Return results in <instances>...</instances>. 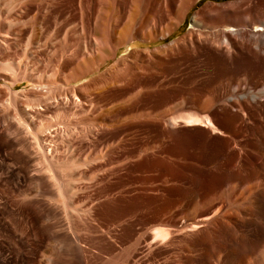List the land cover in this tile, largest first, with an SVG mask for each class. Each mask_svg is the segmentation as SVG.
<instances>
[{
	"label": "rangeland",
	"instance_id": "374dc122",
	"mask_svg": "<svg viewBox=\"0 0 264 264\" xmlns=\"http://www.w3.org/2000/svg\"><path fill=\"white\" fill-rule=\"evenodd\" d=\"M13 1L16 0H0L3 10L0 20L2 18L1 21L4 22L12 21L15 32H19L11 37L14 40L9 39L3 60H0L4 65L0 74V85L3 88L16 93L33 88L43 92L59 88L62 93L67 86L64 87L58 78L68 75L70 71L59 68L62 64L60 59L66 60L67 66L72 60L95 59L100 63L98 71L79 81L83 83L113 64V60L102 62L98 54L91 59L88 55L90 48L83 47V41L87 38L86 19L82 22L84 25L61 20L55 24L52 17L46 14L47 28H43V35L39 37L36 35V10L30 13L16 11L21 10L26 1L38 3L40 0H20V8L9 11L6 6L13 4ZM232 1L236 0H199L188 10L184 21L169 37L158 40L150 47L170 44L187 33L194 12L203 5ZM108 8L109 11L107 8L105 11L111 12V8ZM95 9L98 10L99 6ZM177 21L179 20L176 17L175 23ZM39 27L41 26L37 30ZM215 30L211 29L213 32ZM7 32L10 29L5 28L3 34ZM146 46L148 44L141 42L129 43L119 49L116 58L125 55L129 50ZM60 53L64 54V58H61ZM130 63L127 62L125 67L130 65L128 69L133 68ZM139 64L136 71L131 69L136 72L132 73L136 77L131 74L130 79L127 77L128 82H120L121 84L114 85L115 88L111 86L105 92L112 99L110 105L113 102L118 103V107H115L119 108V112L125 109L122 107L131 109V112L128 110V121H123V116L119 113L122 116H119L120 127L117 124L116 127L103 130L91 138L85 130L90 121L85 119L84 114L62 107L31 113L28 123L43 127L44 134L42 138L45 154L42 155L43 159H37V156L36 161L34 160V164L38 161L43 163L38 162L35 165V169L40 170L37 173L49 176L52 172L51 175L60 178L64 187L67 185L66 188L69 187L78 194H75L73 204L70 203L72 206H69L74 211L65 207L66 211L58 199L50 197V203L59 212L61 220L58 230H67L68 234H75L74 237L78 235L75 241H79H74L73 247L75 250L87 249L84 253L79 250L83 264L85 261L87 264H105L110 261L107 260L110 256V252H107L109 248L113 253L122 255L124 250L134 248L133 244L140 249L137 250V254H140H136L127 264H141V261L143 264H264V112L253 104L249 96L244 95L246 83L263 73L264 63L248 56L226 60L200 51L173 60H163L158 64L151 60H141ZM25 73H32L41 80H49V83L29 82ZM75 84L76 82H69V85ZM111 94L118 98L117 101ZM2 95L1 93V102L5 98ZM35 97L23 95L18 102L20 100L22 104ZM106 97L104 103L107 102ZM7 110L9 117L11 114L10 121L18 119L20 122L17 111L14 112L11 107ZM16 120L12 123L22 128V131L24 126ZM78 122L80 126L76 124ZM66 123L77 126L72 127L67 138L61 133ZM24 130L23 134L32 131V128L27 126ZM55 132L63 136L57 142L59 152L55 155L56 158L50 151L48 141L51 139L49 136ZM27 138L35 154L34 141L30 136ZM69 138L72 140L68 141ZM71 144L74 153L69 148ZM46 156L49 159L54 158L49 160ZM44 160H48V164L55 160L59 167L52 161L50 171L53 170L47 173L42 166ZM97 165L105 170V173L100 168L98 171L104 177L99 174L101 179L97 178L100 180L89 179ZM83 172L86 175L80 176ZM48 181L51 184L49 179ZM35 193L36 190L29 191L28 196L32 197ZM80 215L81 218L85 215L84 220L89 216L92 219L89 217L87 221H83V218L79 219ZM79 220L84 223L91 221L88 227L93 230L97 225L96 233L99 236V232L105 234L104 238H107L110 245H106V239L103 241L101 237L98 238L92 229ZM69 222L75 233L72 229L71 233L68 230ZM142 234L145 235V240L143 237L141 240ZM89 236H94L92 239L96 241L95 245L93 240L89 242ZM81 237L84 242L91 244H88L90 247ZM95 238L100 239L98 243ZM137 238L140 239L139 242ZM135 241L139 244L133 243ZM97 244L106 254L102 255ZM58 246L57 243L49 241L45 248L39 250L40 257L36 264H74L72 259H66L68 257L60 254ZM85 255L88 257L85 258ZM100 257L103 258L99 259ZM88 258L91 260L88 261ZM108 264L115 263L110 261Z\"/></svg>",
	"mask_w": 264,
	"mask_h": 264
},
{
	"label": "bare ground",
	"instance_id": "6f19581e",
	"mask_svg": "<svg viewBox=\"0 0 264 264\" xmlns=\"http://www.w3.org/2000/svg\"><path fill=\"white\" fill-rule=\"evenodd\" d=\"M198 1L199 0H40L38 3L26 1L24 6H22L21 2L22 9L16 12L25 11L30 13L33 10H36V35H38L39 37L43 35V28H47V18L45 16L46 14H49V17H52V20L53 22H55V24L59 22L58 20H61L65 23H81V25H84V23L82 24V22L84 19H86L87 38L83 41V47H87L88 49L90 48V50H88V53L90 54L88 55L92 57L91 59H94V57H96V54H98L101 57L102 62L104 60H113L114 62L105 71L99 72L96 76H93L88 81L83 83L79 81L85 76L98 71V69L100 68V63L96 62L95 59L72 60V62H69L67 66L66 60L60 59V61L62 60V64L59 68L64 70L67 68L70 71L68 75H63L62 77L58 78V81L64 87L67 86V88L62 93L59 88H53L48 90L47 92H43L39 89L33 88L31 90L16 93L12 92L8 88H3L0 85V94L2 93L5 96L4 100L2 102L0 101V264H36L37 260L39 259L38 257H40L39 250H41V248H43L49 241L57 243L59 245L58 249L60 254H62L64 257H68L66 259H72L74 261V264H83V259L80 258L82 254L80 253L82 252V250V253L87 250L86 249L84 251L85 248L81 249L79 247L81 249V252H79L80 249H74L73 242L75 241V239H78L76 238L78 235L74 237L73 235L75 234H68L67 230L66 232H61L58 230L59 226L61 227V220L59 217V212L56 210L54 205L50 203V200L52 199H50V197H54L55 200L58 199L61 202L62 206L64 208L68 207V210L70 211L71 209H69V206H72V200L73 198H75V194L77 193H75L74 190V192H72L69 187L66 188V184V187H64L60 183V178L58 179L57 177L55 178L53 174L51 175V171L53 170L51 169L50 171V168L53 166L51 163L55 160L49 161V164L47 162L48 160L46 162L44 160V165H42L44 166L43 170L45 172H51L49 173V176H44V173L43 175L38 174L40 170L37 171L35 169V165H38L39 161L37 162V164H34V160L37 158V156L39 157L37 159H40V157L42 158V155L45 154L43 153L45 151L43 140L44 138H42L44 137L42 136L44 134H42L43 127L36 126L32 122L28 123L29 118L31 117V113H38L46 111L47 109L62 107L84 114V117H86L85 119L90 121V123L87 124L85 130H87L86 132L89 134V136H91V138H93L103 130H106L108 128L110 129V127L114 128L115 125L120 123L119 116H123V121L129 120V113L131 112V109H128L130 111L129 112L126 109L128 107H122L125 109H122L123 112L120 109L121 111L119 112V108H117L118 103L116 102L117 104H115V102H113V104L110 105L112 99L108 98L110 94H107L108 92L105 94V92L107 89H110L109 87L114 86L116 84L119 85L120 82H122V84L123 82L126 83L125 80H127L128 78L130 79L129 75H131L132 73H136L135 71L137 70V68H139V62L141 60H151L155 62V64H158L161 63L163 60H173L185 54L205 51L207 53L220 56L226 60H236L240 56H248L250 58H253L254 60H260V62L264 63V0H236L221 4H215L212 2L207 3L194 12L191 19V27L187 31V33H185L183 36H181L170 44H166L164 46L150 47L151 44L157 42L158 40H162L169 37L175 31V29L178 28L180 24L184 21L185 17L187 16L188 10L191 7L195 6ZM19 2L20 0L13 1V4H8L9 6H6V8L8 7L7 9L9 11H15V9L17 10L20 8L18 6ZM97 6H99L98 10L95 9ZM108 7L111 8V12H107L109 11ZM101 8H104V10L101 11ZM105 8H107V11H105ZM2 11L3 10L1 2L0 14L2 13ZM66 16L68 17L66 18ZM176 17L179 21L175 23ZM1 20L0 60H3L4 53L9 44V39L12 36H16L19 32H15L14 23L12 21L5 20L6 22H4ZM38 26H41L39 27V30H37ZM5 28L10 29V32L3 34ZM211 29L216 30L213 32L211 31ZM138 42L148 44V46L144 48H134L132 50H129V52H127L125 55L116 58L117 53L122 46H125L129 43ZM72 55H70L69 53V56ZM63 56L64 54H62L61 58H64ZM127 62H131L133 68L128 69L130 65H128V68L125 67V64ZM3 68L4 65L2 62H0V74ZM131 69H134L135 71ZM25 74L26 79L29 82L39 84L49 83V80H41L40 78L35 77L32 73ZM133 75L134 74H132V76ZM1 77L2 76L0 75V80ZM135 77H133V79ZM21 78L24 79L25 77ZM69 82H76V84L69 85ZM246 85L247 89L245 87L243 88L246 89L244 95L249 96L253 104L259 107L261 111L264 112V90L262 88L264 87V71L257 78L250 79V81H248ZM23 95H30L36 97L33 100H23L24 103L21 104V101L19 100L18 102V99H21V96ZM112 95L113 94H111V97L113 98L114 96ZM104 97L107 98V102H109L108 105L107 102H105L106 104L104 103ZM116 99L118 98L114 97L115 101H117ZM21 105H24L25 107ZM239 106L241 105L239 104ZM9 107L13 108L14 112L17 111L19 113H17V115L19 116L20 122L18 121V119L14 120L18 121V124H20L21 126H24V129L25 127L27 128V126L30 127V129L32 128V131H27L26 133H24V135L23 132H25V130L23 129L22 132V128L20 129L18 125H14L12 123V121L14 120L10 121L11 114L9 117V114L7 113V108ZM23 109H26V111ZM119 113L121 115H119ZM15 116L16 115H14V117ZM26 123L28 124L26 125ZM127 123L126 125L130 124V122L128 124ZM76 124L79 125V122ZM76 124L73 125L70 123H66L65 129L61 131L62 135L66 136V138L67 136L69 137V133L72 130V127L74 126L75 128ZM117 126L120 127L119 124ZM59 132H55L54 134L52 133V135L49 136L51 139L48 140L50 143V151L52 155L54 154V157L57 152H59L57 150L59 149L57 146V142L59 141L60 137H63ZM26 135L30 136V138L33 139V148H35L36 155L31 150V143L29 142L27 138L28 136L26 137ZM70 138L68 141L72 140ZM80 147H82V145ZM69 148H71V152L73 151L74 153L72 144L69 146ZM47 155L49 156L48 153ZM54 157H50V159H53ZM85 161L86 160L84 159V163ZM72 162L71 164H73ZM76 162L77 161L75 160V163ZM55 164H57L56 161ZM59 164H61V162H59ZM74 165H71V167ZM55 167L56 165L53 168ZM99 168L100 165H97L94 170V174L92 175V178L89 179H96L97 177H99ZM101 169L102 168H100V170ZM111 171H113L112 168ZM102 172L105 173V170H103ZM84 174L85 173L83 172V174L80 176H84ZM100 175L102 178L104 177L102 176L103 174ZM48 179L51 181V184ZM33 190H36V193L34 194V196L29 197L28 192H32ZM65 209L67 211V208ZM89 209H91V207ZM86 210H88V208ZM85 213H81V215ZM88 213L90 215V212ZM81 215L79 219L83 218V221H85L86 219L88 220V218L90 217L89 216L84 220L85 215H83L82 218ZM53 220L55 221L53 222ZM82 220H79V222ZM83 223L81 224H85L84 226L88 227L91 221H88V223ZM68 225L70 227H68V230L70 231L72 229L71 223L69 222ZM92 225L90 226L93 227L94 225ZM96 226L94 227L97 229L98 226ZM88 228L90 229V227ZM91 229L95 232V234H97L96 232L98 229ZM72 232H74L73 229ZM79 233L81 234L82 232ZM91 234L93 235V233ZM99 234L100 236L97 234L99 236L98 238L101 237L100 239L103 241L105 239L107 240V238H104L105 234L103 235L100 232ZM143 235L144 234H142L141 238L143 237ZM90 237L91 236L88 237V239L90 240L89 242L94 239L93 237ZM82 238L83 237H81V240ZM96 238L95 240H97ZM143 238L144 240L146 239L145 237ZM143 238L141 240H143ZM82 241L84 242V240ZM85 241H87V239ZM139 241L140 239L137 240V242ZM94 242L93 243L95 245L96 241ZM107 242L108 240L106 241V245L109 244V242ZM123 242L124 241H122V243ZM126 242H128V240ZM137 242L135 241L133 243L136 244ZM129 243L131 242L129 241ZM77 244L78 243H76V245ZM133 246L134 248L132 247L128 251L124 250L127 251L124 253V255V251L121 253L122 255H119L118 252L117 254H115L116 252L113 253L114 251H111V248L108 247L109 249L107 250V252H110V256H108L109 258L107 257V260L110 259L111 263L115 264H127L136 256L137 250H140L137 249L134 244ZM143 246L145 247V245ZM129 247H131V245ZM120 249L123 250L122 248ZM98 250L101 251V248H99ZM143 251L144 249L142 250V252ZM101 252L102 255L106 254V251L104 253L103 251ZM99 254L101 253L98 252V255ZM138 254L140 253L138 252ZM142 256L143 255H141V257ZM87 257L88 256H86L85 258ZM89 258L87 259L88 261L91 260H89ZM102 258L103 257H100L99 259ZM94 259L92 261H95ZM142 259L144 258L142 257ZM96 261L98 260L96 259ZM110 261H106V263H109ZM48 262L51 263L50 260ZM85 262L84 264L88 263ZM137 262H139V260ZM141 262V264H143V261Z\"/></svg>",
	"mask_w": 264,
	"mask_h": 264
}]
</instances>
